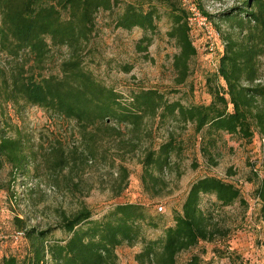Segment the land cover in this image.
<instances>
[{
	"label": "trees",
	"instance_id": "16d2710c",
	"mask_svg": "<svg viewBox=\"0 0 264 264\" xmlns=\"http://www.w3.org/2000/svg\"><path fill=\"white\" fill-rule=\"evenodd\" d=\"M197 2L203 15L226 22L230 30L222 31L224 49L217 69L207 78L211 101L184 104L170 100L157 88H140L125 97L87 66L97 14L100 10L114 12L119 0H0V170L8 163L12 173L25 176L37 162L56 185L66 175L67 187H79L86 165L98 159L113 165L119 161L122 190L129 177L123 162L128 154L142 149V183L149 190L166 183L164 173L172 166L173 154L182 151L175 132L158 146L148 142L153 133L150 120L183 127L192 124L211 145L221 133L246 141H252L257 133L264 137V0H243L216 14L207 12L201 0ZM161 7L171 22L167 35L178 49L173 60L175 83L185 84L198 50L189 22L193 11L183 0L126 2L114 24L126 30L139 27L156 32ZM217 27L220 29L219 23ZM152 40L144 35L137 43L138 50L147 51ZM61 48H66V53L58 69H50L55 49ZM131 68L123 69L130 72ZM10 104L18 111L28 105L40 106L58 118L74 121L79 143L67 151L56 138L43 147L29 132L11 123L7 114ZM103 142H108V148L101 151ZM204 149L211 157L209 148ZM205 195L215 196L213 208L202 207ZM255 195L264 224V176L257 178ZM236 203L249 206L242 188L208 174L191 183L181 209L174 210L173 223L165 226L158 238L145 232L146 228H158L161 217L139 202L117 203L99 219L82 202L72 212L61 210L56 223L47 228L29 226L15 216V231L23 235L13 239L26 241L25 253L20 257L1 250L0 264H119L117 248L138 242L142 243L135 256L138 264H177L180 253L200 242L230 235L231 228L217 218L215 207ZM57 230L66 236L55 238ZM186 264H203L202 258L193 254Z\"/></svg>",
	"mask_w": 264,
	"mask_h": 264
},
{
	"label": "rangeland",
	"instance_id": "374dc122",
	"mask_svg": "<svg viewBox=\"0 0 264 264\" xmlns=\"http://www.w3.org/2000/svg\"><path fill=\"white\" fill-rule=\"evenodd\" d=\"M119 1L114 12L100 10L97 14L96 32L91 42L93 52L87 57V66L125 97L140 88H157L170 100H181L184 104L209 103L211 95L207 78L217 69L219 53L224 49L222 31L230 30V26L203 16L190 18L191 36L198 53L191 60L187 82L177 85L173 60L178 49L167 35L171 22L165 9H160L162 17L156 32L139 27L126 30L115 27L114 20L126 2L139 0ZM183 2L190 9L198 8L197 0ZM201 2L209 12L207 5L213 0ZM144 35L152 36L153 40L143 52L138 50L137 43ZM65 53L66 48L55 49L49 68L57 70ZM125 66H131V71L126 72L123 69ZM261 81L264 82V66ZM7 114L14 126L29 132L34 141L43 144V147H49L50 142L57 138L70 151L80 141L74 121L58 118L40 106L28 105L18 111L10 104ZM149 126L153 128V133L148 142L155 146L167 140L170 132H175L177 142L182 144V151L173 154L172 166L164 173L166 183L159 188L148 190L143 187L142 149L128 154L123 162L129 170V177L122 190L119 161L113 165L111 161L98 159L86 165L80 174L79 187L72 184L67 187L66 175L61 176L60 184L56 185L49 179L44 166L37 162L31 164V171L25 176L12 173L11 165L6 163L0 170L1 250L20 257L25 253L26 241L13 239L12 234L17 229L15 216L25 219L29 226L47 228L56 223L61 210L72 212L82 202L92 209L96 219L102 218L117 203H143L152 214L161 217L158 228H146L145 232L148 237L158 238L162 229L173 223L174 210L181 209L191 183L201 176L212 174L237 183L249 206L244 208L236 203L224 208L215 207L217 218L231 228L230 235L214 242H200L196 247L180 253L177 264H186L193 254H199L203 264H264V224L255 195L257 178L264 176V137L257 133L252 141H246L236 135L221 133L216 143L211 145L206 137L202 140V134L197 133L192 124L183 127L172 122L158 124L150 120ZM9 133H14V130H9ZM102 146L101 151H104L108 142H103ZM204 147L209 148L211 157L204 153ZM214 202V195H205L202 207L213 208ZM53 236L61 238L66 234L57 230ZM141 247V242L119 246V264H138L135 256ZM216 248L220 251H215Z\"/></svg>",
	"mask_w": 264,
	"mask_h": 264
},
{
	"label": "built area",
	"instance_id": "2783aa9c",
	"mask_svg": "<svg viewBox=\"0 0 264 264\" xmlns=\"http://www.w3.org/2000/svg\"><path fill=\"white\" fill-rule=\"evenodd\" d=\"M239 3H240V0H218V1L213 0L212 3L207 5V8L210 9L209 12L219 13L221 11H224L225 9H228V8H231L235 5H238ZM192 11H193V14L191 16L192 18L193 17L200 18L201 16H203L202 18L209 19L208 16L203 15L198 8H192ZM162 208L163 207L161 206L160 209H162ZM12 235L14 238L18 239L19 237H21L23 235V232L22 231H14ZM0 252H1V246H0Z\"/></svg>",
	"mask_w": 264,
	"mask_h": 264
}]
</instances>
